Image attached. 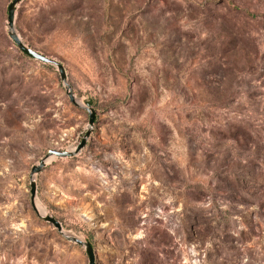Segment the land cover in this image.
Listing matches in <instances>:
<instances>
[{
    "label": "rangeland",
    "instance_id": "374dc122",
    "mask_svg": "<svg viewBox=\"0 0 264 264\" xmlns=\"http://www.w3.org/2000/svg\"><path fill=\"white\" fill-rule=\"evenodd\" d=\"M0 0V264H89L31 169L89 113ZM24 42L96 110L34 178L95 264H264V0H22Z\"/></svg>",
    "mask_w": 264,
    "mask_h": 264
},
{
    "label": "water",
    "instance_id": "95a60500",
    "mask_svg": "<svg viewBox=\"0 0 264 264\" xmlns=\"http://www.w3.org/2000/svg\"><path fill=\"white\" fill-rule=\"evenodd\" d=\"M21 1L22 0H12L9 4L8 17H7L9 37L18 46L19 50L25 53L27 56L35 60H39L43 63L56 67L57 70L59 71L60 78L65 86L66 93L71 103L74 104L75 106H79V107L86 109V111L89 113V122H88L89 125L87 128L86 134L82 138L81 142L74 149L65 150V151L51 149L45 154L44 157L41 158V160L39 161L37 165H34L32 167L31 174H30L31 175V180H30L31 205L39 218L52 224L58 230V232L62 236H64L68 241L76 243L77 245L81 247H84L89 257V264H95L96 263L95 253L89 241H86L79 237L67 234L64 230L62 223L58 219H56L54 216L46 212L44 214L40 212L38 205L36 203L37 183L34 177L38 173H40L43 170V168L46 166L47 162L52 160L53 158H66V157L76 156L82 150V148L86 146L88 138L90 137L92 133L93 125L95 123L96 110L93 108L92 102L86 101V102L80 103V101L77 99L72 89V86L68 81L66 69L61 61L42 54L41 52L35 50L34 48L30 47L24 42V40L22 39L16 27V11Z\"/></svg>",
    "mask_w": 264,
    "mask_h": 264
},
{
    "label": "bare ground",
    "instance_id": "6f19581e",
    "mask_svg": "<svg viewBox=\"0 0 264 264\" xmlns=\"http://www.w3.org/2000/svg\"><path fill=\"white\" fill-rule=\"evenodd\" d=\"M38 208H39V210H40L41 213H43V214L45 213V210H44L43 208H41L40 206H38ZM65 232H66L67 234H69L67 231H65Z\"/></svg>",
    "mask_w": 264,
    "mask_h": 264
}]
</instances>
